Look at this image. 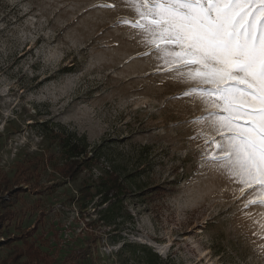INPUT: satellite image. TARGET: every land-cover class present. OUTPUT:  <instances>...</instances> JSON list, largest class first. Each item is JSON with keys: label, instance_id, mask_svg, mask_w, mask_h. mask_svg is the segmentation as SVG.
<instances>
[{"label": "rangeland", "instance_id": "rangeland-1", "mask_svg": "<svg viewBox=\"0 0 264 264\" xmlns=\"http://www.w3.org/2000/svg\"><path fill=\"white\" fill-rule=\"evenodd\" d=\"M135 19L121 0H0V179L41 161L0 242L35 228L59 264H144L125 243L165 264H264V208L245 206L252 190L199 167L220 135L191 121L219 109L183 95L197 85L122 23ZM63 136L99 158L75 179L55 168ZM107 183L115 197L101 205ZM119 185L129 190L118 198ZM12 252L0 245V264Z\"/></svg>", "mask_w": 264, "mask_h": 264}, {"label": "snow or ice", "instance_id": "snow-or-ice-1", "mask_svg": "<svg viewBox=\"0 0 264 264\" xmlns=\"http://www.w3.org/2000/svg\"><path fill=\"white\" fill-rule=\"evenodd\" d=\"M121 3L136 17L122 23L143 33V43L185 83L197 85L183 95L219 109L191 121H211L220 135L205 141L199 167L221 172L241 193L251 189L245 206L264 208V0Z\"/></svg>", "mask_w": 264, "mask_h": 264}, {"label": "trees", "instance_id": "trees-1", "mask_svg": "<svg viewBox=\"0 0 264 264\" xmlns=\"http://www.w3.org/2000/svg\"><path fill=\"white\" fill-rule=\"evenodd\" d=\"M62 138L61 146L63 147L66 158L62 165L55 167L62 177L75 179L85 169H91L99 162L97 155L86 158L89 155L87 145L81 144L80 141L76 139L73 141L69 137L63 136ZM40 164L41 161L39 160H32L30 163L26 164L21 163L17 165L16 172L12 178L3 177L0 179V190L4 194H8V197L0 196V232L4 227L10 225L14 221L16 213L13 210V205L22 193L27 192L26 187H30L33 179L38 173ZM105 186L107 187V191L105 195L101 197V205L112 202L113 197H115L112 195V191L114 190L113 184L107 183ZM117 190L119 191V195H117L119 198L121 193L127 192L129 189L127 186L119 185L117 186ZM83 195L89 198V202H93L94 195H92L89 187L83 190ZM108 218L109 216H107V219ZM35 230V228L31 230L19 228V236L0 242V245L13 248V252L3 264H59L55 257L43 253L37 246V239L33 237ZM16 241H21L22 245L12 246ZM126 248H130L132 254H136V252L140 250L142 252L140 258L144 260V264H165V262L147 246L125 243L124 249Z\"/></svg>", "mask_w": 264, "mask_h": 264}]
</instances>
